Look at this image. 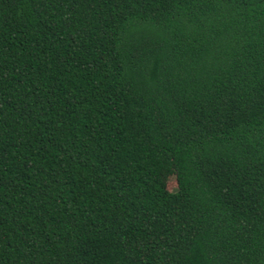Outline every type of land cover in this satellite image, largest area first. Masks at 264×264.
<instances>
[{
  "label": "trees",
  "instance_id": "16d2710c",
  "mask_svg": "<svg viewBox=\"0 0 264 264\" xmlns=\"http://www.w3.org/2000/svg\"><path fill=\"white\" fill-rule=\"evenodd\" d=\"M0 264H264V0H0Z\"/></svg>",
  "mask_w": 264,
  "mask_h": 264
},
{
  "label": "rangeland",
  "instance_id": "374dc122",
  "mask_svg": "<svg viewBox=\"0 0 264 264\" xmlns=\"http://www.w3.org/2000/svg\"><path fill=\"white\" fill-rule=\"evenodd\" d=\"M170 169H166L162 172V180L164 181L165 186L169 190H174L176 188V182L173 179V176L169 173Z\"/></svg>",
  "mask_w": 264,
  "mask_h": 264
}]
</instances>
